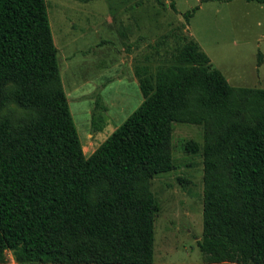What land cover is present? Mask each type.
Here are the masks:
<instances>
[{"label":"trees","instance_id":"1","mask_svg":"<svg viewBox=\"0 0 264 264\" xmlns=\"http://www.w3.org/2000/svg\"><path fill=\"white\" fill-rule=\"evenodd\" d=\"M175 31L154 46L180 40L164 62L135 66L139 107L86 156L45 0H0V264H152L173 123L203 126L204 263L264 264V88L231 86Z\"/></svg>","mask_w":264,"mask_h":264},{"label":"rangeland","instance_id":"2","mask_svg":"<svg viewBox=\"0 0 264 264\" xmlns=\"http://www.w3.org/2000/svg\"><path fill=\"white\" fill-rule=\"evenodd\" d=\"M45 2L60 77L86 156L92 151L86 142L98 147L139 107L135 66L164 62L165 52L171 53L180 40L172 35L156 49L159 55L154 46L172 30L194 39L231 86L264 88V6L254 1L160 0L165 8L157 0ZM195 8L186 23L183 14ZM189 140L199 145L197 153L184 150ZM202 146L203 126L173 123L175 168L150 183L158 205L152 264H206L197 246L202 236ZM4 264H13L8 253Z\"/></svg>","mask_w":264,"mask_h":264},{"label":"crops","instance_id":"3","mask_svg":"<svg viewBox=\"0 0 264 264\" xmlns=\"http://www.w3.org/2000/svg\"><path fill=\"white\" fill-rule=\"evenodd\" d=\"M258 24H260V23H258ZM60 75H61V71H60ZM62 78V77H61ZM61 81H62V86H63V89H64V92H65V95H66V97H67V93H66V88H65V86H64V81H63V79H61ZM68 98V97H67ZM88 137H89V135H88ZM81 142V141H80ZM81 145H82V143H81ZM85 148L86 149H92V151L90 152V154L91 153H93L94 152V150L97 148V147H93V144H91V143H88V142H86L85 143ZM84 147V146H83ZM9 254V256H10V260H11V262L13 263V264H16L15 262H14V260H13V258H12V255L10 254V253H8Z\"/></svg>","mask_w":264,"mask_h":264}]
</instances>
